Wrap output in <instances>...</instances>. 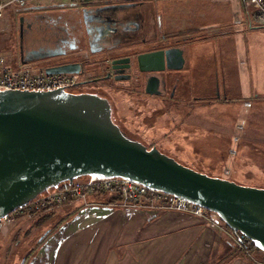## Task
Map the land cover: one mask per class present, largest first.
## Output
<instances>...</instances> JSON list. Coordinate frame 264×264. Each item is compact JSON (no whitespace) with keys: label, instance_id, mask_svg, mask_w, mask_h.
<instances>
[{"label":"rangeland","instance_id":"374dc122","mask_svg":"<svg viewBox=\"0 0 264 264\" xmlns=\"http://www.w3.org/2000/svg\"><path fill=\"white\" fill-rule=\"evenodd\" d=\"M26 4L43 8L25 10L22 6L10 5L1 11L0 55L9 65L19 64V18L22 49L28 50L44 44L50 27L56 25L57 16H74L75 8L81 6L68 0H29ZM178 5L182 8L193 5L198 12L205 6V0H180ZM31 13L45 15L42 26L37 27L31 21ZM203 14L202 18L194 19L210 26L208 29L212 32L203 26L199 28L203 35L211 32L202 46L207 44L212 50L203 53V48L197 47L195 66H186L191 87L185 90L207 99H196L191 106L179 102L170 107L165 105L152 118L137 117L136 108L141 106L139 109L145 114L150 108L136 103L128 106L131 114L125 110L128 117L119 123L120 130L145 146L152 142L161 153L194 171L242 186L264 188V25L255 21L244 0H211ZM185 25L186 22L181 23L182 27ZM224 86L230 90L223 89ZM185 90L181 91L182 95ZM70 210L63 204L35 214L14 216L12 212V220L0 225V264H52L51 249L59 229H54V219L48 220L43 214H91L86 207ZM208 215L221 222L213 212ZM106 221L116 230L113 236L123 241L127 238L123 230L125 219ZM70 223L64 226L65 235L74 234L77 229ZM48 232L49 237L44 238ZM229 239L232 245L224 248L226 253L214 254L217 263L227 264L233 257H239L234 241ZM244 254L253 264H264L249 252Z\"/></svg>","mask_w":264,"mask_h":264},{"label":"water","instance_id":"95a60500","mask_svg":"<svg viewBox=\"0 0 264 264\" xmlns=\"http://www.w3.org/2000/svg\"><path fill=\"white\" fill-rule=\"evenodd\" d=\"M18 48L21 53V18ZM168 51L149 60L161 67ZM25 62L20 56L19 63ZM137 64L141 70L157 69L143 66L141 56ZM44 72L78 69L45 67ZM81 176L120 177L186 199L264 252V188L207 176L125 136L111 121L107 101L97 95L62 88L0 90V220L40 192Z\"/></svg>","mask_w":264,"mask_h":264},{"label":"flooded vegetation","instance_id":"af4514ba","mask_svg":"<svg viewBox=\"0 0 264 264\" xmlns=\"http://www.w3.org/2000/svg\"><path fill=\"white\" fill-rule=\"evenodd\" d=\"M79 4L74 16L55 18L56 25L50 27L44 44L22 49L20 53L17 38L18 60L21 56L27 62L44 67L77 68L74 86L64 90L104 98L110 108V119L118 127L128 117L125 110L131 114L129 107L136 103L150 108L148 114L139 109L141 106L136 108L137 117L149 115L152 118L165 105L170 107L179 102L191 106L196 99H207L185 90L191 87L188 69L195 40L206 34H193L188 23L181 27L179 20L167 21L165 0H107ZM21 6L25 10L43 8H35V4ZM29 15L37 27L42 26L44 14ZM165 49H169L167 61L161 67L155 60H149ZM137 56L142 57L143 66L157 69L141 70ZM182 90H185L183 95ZM150 145L153 146L152 142L146 147Z\"/></svg>","mask_w":264,"mask_h":264},{"label":"crops","instance_id":"0c3cea01","mask_svg":"<svg viewBox=\"0 0 264 264\" xmlns=\"http://www.w3.org/2000/svg\"><path fill=\"white\" fill-rule=\"evenodd\" d=\"M179 1L165 0L167 21L186 22L192 26L193 34L201 33L200 26L205 30L210 27L205 21H195L194 18L203 17V10L208 9L211 0H205V6L198 12L193 5L182 8L178 5ZM240 6L244 9L243 3ZM211 32L195 40L191 66H195L197 47L203 48V53L212 50L207 44L202 46ZM228 88L224 86L223 89L230 90ZM114 196V192L96 191L88 194L84 203L75 198L63 203L71 208L70 212L86 207L91 214H43L48 220L54 219V229H59V236L51 249L52 264H221L216 262L214 254L223 256L226 253L224 248L232 245L229 237L233 240V236H229L221 222L211 219L209 215L205 220L173 210L127 207L115 200ZM120 217L125 219L123 230L127 238L124 241L118 240L117 235L113 236L116 230L106 221ZM67 220L71 222L70 225H76L74 234L65 235L62 232L69 223ZM45 237H49V232ZM72 260H75L74 263ZM227 264L246 262L233 257Z\"/></svg>","mask_w":264,"mask_h":264},{"label":"built area","instance_id":"2783aa9c","mask_svg":"<svg viewBox=\"0 0 264 264\" xmlns=\"http://www.w3.org/2000/svg\"><path fill=\"white\" fill-rule=\"evenodd\" d=\"M29 0H0L1 11L10 5L21 6ZM70 2H102L107 0H68ZM244 4L252 12L255 21L264 25V0H244ZM44 66L28 61L22 64L9 65L0 55V90L24 91H52L54 89H67L74 86L77 80L76 73H45ZM114 192L119 195V202L123 206H145L150 209H165L182 212L191 216L208 220L206 210L181 197L173 196L158 190L148 189L143 185L131 182L120 177H107L95 179L90 176H81L70 183L64 182L61 186L42 191L30 199L23 210H39L41 208L58 206L70 198L85 201L90 193ZM11 215L7 214L0 220V225L8 223ZM247 238L243 235L233 237L237 248L247 252L245 244Z\"/></svg>","mask_w":264,"mask_h":264},{"label":"trees","instance_id":"16d2710c","mask_svg":"<svg viewBox=\"0 0 264 264\" xmlns=\"http://www.w3.org/2000/svg\"><path fill=\"white\" fill-rule=\"evenodd\" d=\"M151 146V145H150ZM148 148V147H147ZM63 183L59 184L60 186L62 185ZM99 193H104V192H101V191H98ZM115 200H119V195L117 193H115V196H114ZM47 208V207H46ZM44 208H41L39 210H42ZM39 210H29V211H26V210H23V208H18V209H15L13 211V214H15L14 216H17L18 214H21V213H29V214H35L37 211ZM207 214H209V211H206ZM10 215L12 214L9 213ZM222 223V222H221ZM223 224V223H222ZM223 226L231 233V235L234 237H238L240 235V233L236 232V233H233L229 228H227L224 224ZM246 248H247V252L246 253H250L251 256H253V258L255 259H258V261L260 262H264V252L260 251L259 249H257L256 247L253 246L252 242H250L249 240H247V243L245 244ZM235 251H237V254L239 257H241L247 264H253L244 254V252L242 250H240L239 248H236L235 247Z\"/></svg>","mask_w":264,"mask_h":264}]
</instances>
